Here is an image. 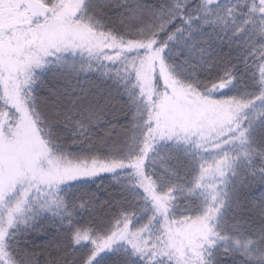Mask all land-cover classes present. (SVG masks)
Listing matches in <instances>:
<instances>
[{
    "label": "snow or ice",
    "instance_id": "1",
    "mask_svg": "<svg viewBox=\"0 0 264 264\" xmlns=\"http://www.w3.org/2000/svg\"><path fill=\"white\" fill-rule=\"evenodd\" d=\"M0 264H264V0H0Z\"/></svg>",
    "mask_w": 264,
    "mask_h": 264
}]
</instances>
